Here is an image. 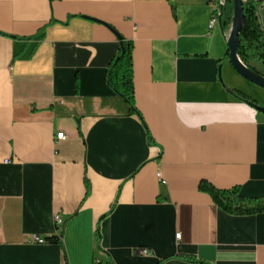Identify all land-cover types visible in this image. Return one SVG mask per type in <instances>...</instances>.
Wrapping results in <instances>:
<instances>
[{"label": "crops", "instance_id": "obj_1", "mask_svg": "<svg viewBox=\"0 0 264 264\" xmlns=\"http://www.w3.org/2000/svg\"><path fill=\"white\" fill-rule=\"evenodd\" d=\"M213 9L0 0V264H264V211L229 213L200 189L264 200V114L230 91L264 106V88L224 60ZM122 40L140 114L106 80Z\"/></svg>", "mask_w": 264, "mask_h": 264}, {"label": "trees", "instance_id": "obj_2", "mask_svg": "<svg viewBox=\"0 0 264 264\" xmlns=\"http://www.w3.org/2000/svg\"><path fill=\"white\" fill-rule=\"evenodd\" d=\"M216 4L220 25L223 30L230 28L233 12L234 0H213ZM245 26L242 28L239 39L238 55L242 61L251 67L253 70L258 71L252 64H260L264 67V28L262 26L258 3L256 0H245L243 3ZM229 58V51L224 58ZM222 61V60H221ZM221 68L219 66V77ZM106 80L108 85L121 96L127 106L128 113L140 114L135 104V86H134V61H133V43L130 41L122 40L120 43V50L118 55L109 63L107 68ZM234 95L247 101L253 105H260L245 93L238 90H230ZM149 134V133H148ZM149 140L152 137L149 134ZM87 183V194L89 192V183ZM200 189L209 193L214 202L225 209L229 213L234 214H256L264 211V200L253 199L243 195L238 188L232 189H219L211 183L202 181ZM62 233L46 238L49 243H62ZM97 241H99V233L97 234ZM179 258L187 261H197L194 256L180 255ZM113 264V262H110Z\"/></svg>", "mask_w": 264, "mask_h": 264}, {"label": "water", "instance_id": "obj_3", "mask_svg": "<svg viewBox=\"0 0 264 264\" xmlns=\"http://www.w3.org/2000/svg\"><path fill=\"white\" fill-rule=\"evenodd\" d=\"M245 0H234V12L228 35L226 37L229 51V59L234 68L247 80L253 84L264 88V74L253 70L245 64L238 55L239 36L245 26V15L243 3ZM258 111L264 114V106L254 105Z\"/></svg>", "mask_w": 264, "mask_h": 264}, {"label": "built area", "instance_id": "obj_4", "mask_svg": "<svg viewBox=\"0 0 264 264\" xmlns=\"http://www.w3.org/2000/svg\"><path fill=\"white\" fill-rule=\"evenodd\" d=\"M219 22H220V20H219L218 9H217L216 4H214L213 16H212L211 21H210V27L211 28L214 27L215 24H217ZM64 137H65V134L63 132L58 133L57 136H56V138L58 140L63 139ZM158 176L161 178V173H158ZM54 221H55V223L57 225V228H58V230L60 232L61 229H62V227H63V225H64V219H63L62 215L57 212L54 215ZM177 237L180 238V234H177ZM33 241L34 242H38V243H45L46 242V239H44V238H38L37 237V238H33ZM145 252L146 251H144V250L140 251V253H145Z\"/></svg>", "mask_w": 264, "mask_h": 264}, {"label": "rangeland", "instance_id": "obj_5", "mask_svg": "<svg viewBox=\"0 0 264 264\" xmlns=\"http://www.w3.org/2000/svg\"><path fill=\"white\" fill-rule=\"evenodd\" d=\"M230 29V28H229ZM259 72L264 74V67L260 64L253 63L252 64Z\"/></svg>", "mask_w": 264, "mask_h": 264}]
</instances>
